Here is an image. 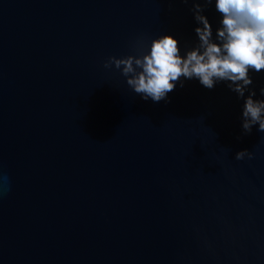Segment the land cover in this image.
<instances>
[{
  "label": "water",
  "instance_id": "water-1",
  "mask_svg": "<svg viewBox=\"0 0 264 264\" xmlns=\"http://www.w3.org/2000/svg\"><path fill=\"white\" fill-rule=\"evenodd\" d=\"M197 2L215 38V0H0V264H264L249 91L181 77L153 102L103 66L166 34L184 55Z\"/></svg>",
  "mask_w": 264,
  "mask_h": 264
},
{
  "label": "clouds",
  "instance_id": "clouds-1",
  "mask_svg": "<svg viewBox=\"0 0 264 264\" xmlns=\"http://www.w3.org/2000/svg\"><path fill=\"white\" fill-rule=\"evenodd\" d=\"M211 2L203 0L205 5ZM215 6L222 20L213 38L211 24L202 14V4L195 3V19L202 25L195 29L199 42L184 55L177 39L166 34L152 39L150 47L143 40L138 41L132 53L109 56L103 66L114 67L129 88L153 102L166 99L181 77L196 78L209 89L216 82H229L228 87L240 97L249 91L242 113L244 132H251L257 124L258 131L264 132V99H253L255 90L249 89L253 84L249 71L264 70V0H215ZM260 92L264 96V88ZM252 155L244 149L235 158L242 160Z\"/></svg>",
  "mask_w": 264,
  "mask_h": 264
}]
</instances>
